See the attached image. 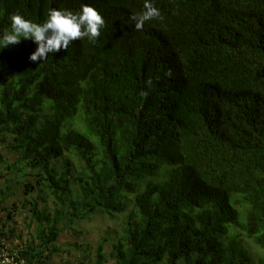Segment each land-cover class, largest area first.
Returning a JSON list of instances; mask_svg holds the SVG:
<instances>
[{"label":"trees","instance_id":"trees-1","mask_svg":"<svg viewBox=\"0 0 264 264\" xmlns=\"http://www.w3.org/2000/svg\"><path fill=\"white\" fill-rule=\"evenodd\" d=\"M82 5L105 21L94 43L0 51V241L54 264L105 216L75 264H264V0H0V34Z\"/></svg>","mask_w":264,"mask_h":264},{"label":"clouds","instance_id":"clouds-1","mask_svg":"<svg viewBox=\"0 0 264 264\" xmlns=\"http://www.w3.org/2000/svg\"><path fill=\"white\" fill-rule=\"evenodd\" d=\"M159 15L158 9L149 7L138 17L136 27H142L145 20L157 18ZM10 22V29H4L0 34V51L9 45H18L21 40H31L37 46L29 56L33 62L47 59L49 53L67 50L69 45L78 39L87 37L94 43L105 25L102 15L91 5H82L75 12L63 8L49 9L47 19L42 23L33 22L20 13H14Z\"/></svg>","mask_w":264,"mask_h":264},{"label":"rangeland","instance_id":"rangeland-1","mask_svg":"<svg viewBox=\"0 0 264 264\" xmlns=\"http://www.w3.org/2000/svg\"><path fill=\"white\" fill-rule=\"evenodd\" d=\"M16 203L15 198H8L7 201L0 207V218L5 220L6 212L3 210L5 208L12 207ZM26 215L15 216V224L10 222L9 225L15 228V231L19 233L22 237V240L25 241L26 237L28 236V228L27 223L28 219H25ZM119 218L117 221H111L107 217H96L90 222L79 223L78 226L73 228L76 232H80V235L77 238H74L73 235L67 234L63 236L57 246L64 252L62 256H57L54 259V264H64V263H77L76 260L78 256L76 251H72L71 247L68 246V243L73 244L74 242L79 243L80 247H89L91 249L94 248L95 244L100 241V237L104 234V232L108 229H116L119 225L118 223ZM10 245L18 246L20 243L17 240H12L9 242ZM246 248L249 252L250 258L252 261H255L258 257V254L261 252L256 246H254L251 242H245ZM109 249V245L105 247V250ZM68 251L70 254H68Z\"/></svg>","mask_w":264,"mask_h":264},{"label":"built area","instance_id":"built-area-1","mask_svg":"<svg viewBox=\"0 0 264 264\" xmlns=\"http://www.w3.org/2000/svg\"><path fill=\"white\" fill-rule=\"evenodd\" d=\"M15 253L10 251L5 241H0V264H21L15 260Z\"/></svg>","mask_w":264,"mask_h":264}]
</instances>
